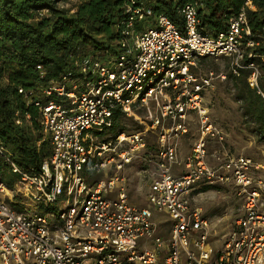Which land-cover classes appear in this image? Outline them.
<instances>
[{"label":"built area","instance_id":"1","mask_svg":"<svg viewBox=\"0 0 264 264\" xmlns=\"http://www.w3.org/2000/svg\"><path fill=\"white\" fill-rule=\"evenodd\" d=\"M254 1L244 0L227 28L211 34L202 32L197 1L177 8L183 20L177 25L155 15L146 1L129 0L115 22L114 52L72 60L80 77L67 73L37 90L18 89L37 108L51 154L38 171L27 173L0 139V157L18 176L13 191L34 209L29 213L6 202L9 188L0 179L3 264H264V178L253 172L264 165L245 156L216 158L220 162L213 166L206 161L205 139L219 131L203 99L211 78L196 73L199 59L227 57L232 74L247 70L248 85L264 98L253 61L264 62V55L253 52L258 43L245 15L256 9ZM37 70L43 79L41 65ZM117 108L136 119L143 109L142 129L116 132ZM192 115L200 137L184 160L185 173L174 176L177 140L188 133ZM149 133L156 134L158 148L148 158L153 179L140 207L130 203L124 176L101 175L146 155ZM206 185H233L243 199V215L216 249L209 241L210 223L191 196ZM163 224L169 237L158 235Z\"/></svg>","mask_w":264,"mask_h":264},{"label":"trees","instance_id":"2","mask_svg":"<svg viewBox=\"0 0 264 264\" xmlns=\"http://www.w3.org/2000/svg\"><path fill=\"white\" fill-rule=\"evenodd\" d=\"M64 1L0 0V139L10 150L14 162L27 173L40 169L42 162L50 156L51 148L49 139L43 133L37 108L25 102L18 89L37 90V87L50 81L62 80L67 73H71V79L80 77L82 75L72 60L105 50L114 52V44L119 37L115 22L129 2L76 0L72 7H65L60 5ZM140 1H146L155 15L164 14L177 25L183 23L177 8L197 1L202 32L211 34L225 30L229 18L237 14L244 3V0ZM254 6L256 9H246L245 15L253 38L258 43L253 52L264 55V0H255ZM204 59H199L198 63ZM253 61L259 65L262 77L264 62L259 57ZM37 65L43 68V79L39 76ZM228 77L233 80L236 98L242 103L244 116L254 124L259 138L264 140V98L248 85L247 70L235 76L229 69ZM261 77L260 88L264 94ZM17 111L24 120L22 126L15 123ZM121 112L119 108L114 112L113 129L116 132L131 131L125 126V116ZM25 113L30 115V120L25 119ZM147 149L152 156L155 154L154 146L147 143ZM0 179L9 189L18 180L2 157ZM16 208L20 209V206Z\"/></svg>","mask_w":264,"mask_h":264},{"label":"rangeland","instance_id":"3","mask_svg":"<svg viewBox=\"0 0 264 264\" xmlns=\"http://www.w3.org/2000/svg\"><path fill=\"white\" fill-rule=\"evenodd\" d=\"M76 0H66L60 2L65 7H72ZM45 11H43L44 13ZM149 28L154 26L151 20L148 23ZM229 59L225 58H205L197 64L196 73L211 78V86L203 93L205 106L208 109L209 121L217 128L219 134L205 139L206 161L210 165L217 164L220 158L232 153L233 155H243L250 158L254 164H264V140H261L255 130L254 124L244 116L242 103L237 100L235 88L233 87V80L228 77L230 69ZM225 75L224 78L222 76ZM261 80L264 82V74L262 73ZM134 116L123 118V122L128 130L134 131L139 129L144 121V110L139 109ZM140 118V119H139ZM194 123L190 124L192 135L181 141L180 150L189 152L188 148L192 142H197L200 133L198 134L199 124L197 117L191 116ZM99 139H101L99 137ZM154 142V138L150 139ZM226 153V154H225ZM228 153V154H227ZM231 154V155H232ZM181 155V154H180ZM179 155V156H180ZM135 160V159H134ZM134 166H139L142 163L141 159H136ZM221 160V161H222ZM134 168L123 169L122 171L114 168L105 169L102 176L107 179L108 176L116 175L118 177L124 175L126 179V188L128 190L129 201L136 206H145V193L147 185L141 177L137 175ZM125 170V171H124ZM256 178H264V170L262 167L253 170ZM93 175L92 177H94ZM101 177V176H100ZM99 179V176H98ZM147 180V179H146ZM14 188L9 189L5 193V201L12 206L19 205L23 211L32 213L34 209L23 205L22 202L27 203L28 198L24 195L13 191ZM204 190V191H201ZM192 202L194 206L200 207L203 211L204 217L209 220L210 233L209 241L212 245L219 247L224 241L229 231L234 228L235 221L244 213L243 199L237 195L233 185L226 186H202L197 191H193ZM59 207L61 204L58 205ZM260 211L264 213V202L260 207ZM162 222V218L157 216V222ZM163 232H158V235L169 237V228L163 224ZM0 264H3L0 260Z\"/></svg>","mask_w":264,"mask_h":264},{"label":"crops","instance_id":"4","mask_svg":"<svg viewBox=\"0 0 264 264\" xmlns=\"http://www.w3.org/2000/svg\"><path fill=\"white\" fill-rule=\"evenodd\" d=\"M199 61V60H198ZM192 116H194V115H192ZM23 122H24V120H23ZM191 123H194L193 121H192V119H191V122H190V124ZM24 124V123H23ZM22 124V125H23ZM190 124H189V131H188V133L187 134H184L183 136H181L178 140H177V146H178V161H179V164H176V165H173L172 166V174L174 175V176H180V175H182V174H184L185 173V168H184V160H185V158L188 156V154L191 152V148H192V146H193V144L195 143V142H192V144H190L189 145V148H188V150H189V152L187 153V152H184L182 149L180 150V144H181V141L183 140V139H185V138H189L191 135H192V133H191V131L192 130H190L191 128H190ZM21 125V126H22ZM142 127H143V125H140V127H139V129H142ZM44 133V132H43ZM45 134V133H44ZM150 134V133H149ZM149 134H148V137H147V143L149 144V146L150 145H152V146H154V153H155V151H156V149L158 148V144H157V138H156V134L155 133H151V136L149 137ZM198 134H199V130H198ZM46 136V135H45ZM46 138H48L47 136H46ZM101 138V140H103V139H105L104 137H100ZM152 138H154V142H151L150 141V139H152ZM7 147V146H6ZM9 150V149H8ZM9 152H10V150H9ZM11 153V152H10ZM153 153V154H154ZM181 154V155H180ZM226 154V153H225ZM228 154V153H227ZM232 153H230L229 155H227V156H232V157H238V156H243V155H238V156H236V155H231ZM180 155V156H179ZM152 156V153L151 152H149V153H146V155H144V156H141V157H139V158H137V159H141L139 162H141L142 164L141 165H139V166H134L135 165V162H138V160H133L132 161V163L130 164V165H127L124 169L126 170V169H129V168H134L135 170H136V167H138V169L137 170H139V171H136V174L137 175H142L141 177H143V179H144V181H145V183H146V187H147V189H146V193H147V191H148V187H149V184L151 183V181H152V177L151 176H149L148 175V173H147V169H149L150 167H152L151 166V164L148 162V158H152L151 157ZM154 156V155H153ZM227 156H225V158L223 157V160H225L226 158H227ZM246 157V156H245ZM220 158H222V157H220ZM217 163H219V162H217ZM211 164V163H210ZM214 165H216V164H214ZM260 165H264V164H260ZM212 166H213V164H212ZM124 170V171H125ZM99 176V178H100V175H98ZM102 176V175H101ZM122 176H124V175H122ZM125 177V176H124ZM147 179V180H146ZM201 191H204V190H201ZM146 193H145V195H146ZM145 205H146V202H145ZM239 218V217H238ZM209 221V220H208ZM223 242V241H222ZM214 246V248L216 249L217 248V246L216 245H213Z\"/></svg>","mask_w":264,"mask_h":264}]
</instances>
